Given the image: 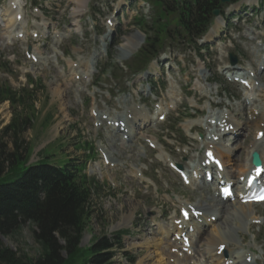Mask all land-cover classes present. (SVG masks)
I'll return each mask as SVG.
<instances>
[{
  "label": "rangeland",
  "instance_id": "1",
  "mask_svg": "<svg viewBox=\"0 0 264 264\" xmlns=\"http://www.w3.org/2000/svg\"><path fill=\"white\" fill-rule=\"evenodd\" d=\"M21 2L25 4L21 25L26 26L25 23L27 24L28 34L21 39H4L3 37L4 41L0 39V66H4L6 69H0V85H6L14 91H19L25 87L28 75L34 81V93L30 104L21 106L27 107V111L22 110L21 115L26 112L34 117L29 128L24 132L23 138L25 146L29 149L28 162L34 163L46 158L45 162L49 161L59 165L66 162L67 159H71L74 162L83 163L85 165L84 173L98 183L99 188L93 189L92 192L91 214L86 221L78 246L84 264H92L89 263L91 255H87L85 252L100 237H106L114 245L116 241L120 243V247L114 246L109 251L111 259L107 264H131L130 258L134 260L133 264H157L155 262L158 259L157 255H153V258L150 259L146 256L150 250L152 252L157 247L146 248L135 244L142 243L146 239H160L161 235L157 229H164L167 224L166 216L169 217L175 210L177 213L178 207L183 203H208L211 198H209L210 194H217L215 190L214 192L203 191L201 188L196 189V185H183L179 177L170 169L169 161L175 165L181 164L182 168H190L189 165L195 164L197 158L202 156V141L207 135H205L201 121L206 119L210 113H225L226 106L235 108L243 99L255 100L254 106L264 109L263 88L254 86L251 90H244L243 87L228 81L225 73L222 74L227 67L229 52L235 54L237 68L241 66L247 69L249 63L254 64L253 48L256 50L260 48L259 40L264 43V35H262L264 34V2L261 4L260 0H257L255 7L241 4L237 11L226 15V17H230L228 25L222 24L221 26L222 21L220 22L213 33V36L216 33L215 38L206 35L208 38L200 41L207 46V50L203 53L204 63L196 58L190 46L170 44L166 48L165 54L160 58L166 62L159 63L158 61L157 65L153 63L148 68L153 75H149L147 81L154 79L157 81L156 85L165 84L167 88V91L162 94L163 97L159 94L158 98L149 91L146 81L142 78L143 74L131 81H126L127 66L135 52L122 57L123 49L119 47L133 35H141L144 38L135 21L141 18L144 22L150 23L153 15L151 6L141 0H137V2L133 0H117L116 2L87 0L83 13L78 15L76 13L77 16H75L72 14L73 8L76 6L73 0H44V2L42 0H21ZM33 2L42 3L38 5V9H32ZM0 6L4 9L6 0H0ZM108 21H114L115 26L110 27ZM3 23L0 21V24ZM36 24H42L43 27H40L42 32H48L43 36H49L47 39L50 42H46L44 37L38 39L31 37L30 33L33 30L31 25L36 26ZM46 25H48V30ZM111 29H114L112 34L103 40ZM249 29L259 32V34L251 35L253 39H249L250 37L246 35L249 33ZM102 31L103 34H97ZM211 38L214 41L211 42ZM53 39L63 42L61 47V43L54 45V47H60L56 51L54 49L51 51ZM134 39L131 38L132 41ZM106 44H109L108 48H104ZM37 51H40L41 55L40 63L36 64L32 63L27 56ZM95 51L102 52L98 58L95 56L97 64L94 65V62L91 66L90 73L93 68L94 73L91 77L95 81V86H90L91 77L84 79L79 83L81 86L77 93L75 85L78 84L70 82L75 73L74 69L70 70L69 73H72L70 76L67 67L70 63L75 62L81 64L82 68L79 71H83L82 64L84 62L90 64ZM55 53L57 55L54 57ZM108 56H111L112 69L109 68V73L107 72L106 75L100 74L102 65L105 64ZM75 67L77 68V66ZM249 68L253 69L251 65ZM188 72H192V74L189 73L191 76L187 75ZM201 72L205 73L207 80L201 79ZM259 75L262 80L257 79L256 83H264V73ZM212 81L218 83L212 84ZM55 87L60 88H58V92L62 96V100L53 96L52 89ZM185 92L190 93L191 96L185 97ZM167 93L171 94L173 99H167ZM193 95L196 98H202L197 101ZM163 99L165 100L162 101ZM123 100H126L125 104H123ZM138 100L144 101V104L149 108L150 103L154 100L156 103L162 104L163 113L168 111L167 114L165 113V121L157 122L156 126L150 125L146 131L144 130L147 127L140 130L141 133L139 132L140 136L138 137L144 138L141 141L138 138L134 139L132 143H128L131 145L125 143L129 147H123L120 141L117 142L121 148L115 144L109 146L110 140L111 142L116 141L122 138V134L114 131L115 136L111 135L112 137H110V134H107V126L96 128L94 118L90 114L91 107L112 119L114 115L122 114L126 107L138 103ZM210 102L217 104L220 102V104L211 107ZM65 103L66 106L63 105ZM159 104L152 106L151 110L148 107L146 110L141 105L139 107L151 115ZM120 105H122L121 108H119ZM173 105L176 107L175 111L168 109ZM21 107L17 105L16 111H19ZM14 109L8 102L0 103V131L11 121ZM136 110L140 112V109L136 108ZM194 110L199 113L195 114ZM201 114L203 117L200 118ZM239 114L236 113L233 117L239 123H244L242 115L247 118L257 115L250 113L249 109H245ZM260 116L264 119V112ZM178 121L180 123L176 125L175 122ZM188 122L194 124L197 122V131L201 133V137L196 138L197 141L193 139L196 136L194 128L190 129L191 132L187 130L189 125L185 128V124ZM254 129L253 121H249L247 130L250 137H246L247 146L255 134ZM247 133L244 131V135ZM167 136L171 138H167ZM243 139H237L240 141L239 144ZM181 142H186L187 145L180 146L178 143L181 144ZM236 143L237 141L233 142L234 145ZM150 144L153 147H150ZM160 146L164 150H161ZM235 146L228 147L232 150L231 153L236 150L235 154H238L240 151L239 156L243 157V152L247 147H244L243 143L239 145L240 149H234ZM102 149L110 150L113 159H117L114 165H103L99 154V151H103ZM232 172V167L227 165L225 175L229 177ZM139 173L142 176H139ZM224 204L225 207L234 206L236 199ZM246 211L248 223L242 218L240 219L243 228L239 233L241 237L237 235V243L233 241L234 244L232 243L230 247L256 248V254H259L261 258L257 259L256 264H264V225L251 224L248 227L249 223L254 220H261L264 223V204L246 207ZM151 212L154 214L149 215ZM126 216L130 217L129 221H127L128 219L123 220ZM123 221L124 223H122ZM120 223L122 224L120 225ZM214 228L205 229L207 233H204V238ZM34 230L35 226L31 223H24L14 233L2 235L0 240L4 246L9 247L18 255L23 254L29 258H36L40 255L41 248L34 239ZM122 230H128V232L119 238L116 237L115 240L114 235ZM165 237L168 238V236L164 235L163 237L167 242ZM199 241L195 248L202 252L204 249L203 237ZM201 245L202 247H198ZM199 256L195 254L189 259L184 257L185 260L179 259L174 264L199 261V259L201 260Z\"/></svg>",
  "mask_w": 264,
  "mask_h": 264
},
{
  "label": "trees",
  "instance_id": "2",
  "mask_svg": "<svg viewBox=\"0 0 264 264\" xmlns=\"http://www.w3.org/2000/svg\"><path fill=\"white\" fill-rule=\"evenodd\" d=\"M146 1L152 4L153 15L150 25L142 19L136 21L145 40L133 57V70L156 56L164 41L195 44L206 30L213 9L220 6L219 0ZM32 91H14L0 85V103L8 101L15 108L11 121L0 131V238L31 223L41 253L36 258L18 255L0 240V264H84L78 246L97 184L82 173V163L71 159L59 165L44 159L28 164L29 149L23 138L34 117L26 112L21 115L22 110L27 111L21 106L30 104ZM17 105L21 107L19 111ZM120 234H115L114 239ZM114 246L120 247V243L116 241L114 245L106 237L97 239L85 252L91 255L89 263L107 264ZM129 262L134 260L130 258Z\"/></svg>",
  "mask_w": 264,
  "mask_h": 264
},
{
  "label": "bare ground",
  "instance_id": "3",
  "mask_svg": "<svg viewBox=\"0 0 264 264\" xmlns=\"http://www.w3.org/2000/svg\"><path fill=\"white\" fill-rule=\"evenodd\" d=\"M86 1L87 0H73V2L76 4V6L73 8L74 10H73L72 14L77 16L79 13H81L82 8L84 7ZM241 2H243L245 5H249L250 3H253L254 0H242ZM240 3L229 7L227 9V12L232 10L235 6L239 5ZM20 4L21 3H19V2L17 3V0H8V6L3 10V12L0 10V21L4 22L3 24H0V39H2V37L4 39H6V38L7 39L8 38L15 39L16 36L21 37L23 34H28V31H27L28 29L26 30V26L21 25V19L22 18L20 19L19 16H22V11H19L20 7H21ZM76 13H77V15H76ZM221 21H222L221 19L216 18L215 24L214 25L212 24L213 26L211 25L212 27L209 28L210 30H208V32H207L208 34H206V35H208L209 37L213 36V33L215 32L214 30L219 26ZM31 27L33 29L31 31V33L36 32L37 36L38 35L41 36L43 34L42 30L38 29V27H36L34 25H31ZM21 33H22V35H20ZM131 38H135L134 41H132ZM131 38L126 39V41L124 43H121V45L119 46L120 48L123 49L122 57L132 55V53H134L142 44L143 38L141 35H138V36L133 35ZM4 39H2V41H4ZM46 39H47V37H46ZM53 40H52V42L54 45L59 43V41H55V40L53 41ZM49 42H50V40H49ZM260 50L264 53V48H261ZM99 54H100L99 52H95L93 54L92 61L90 62V64H87V63L82 64L83 69L85 70L84 72L78 71V70H80L79 67H81V64L77 65V68L74 67L73 64L72 65L69 64L68 70H67L68 73L70 72L71 69H74L73 70V72H75L73 74L74 77L76 74L79 75L80 77H81V75L89 76L90 71H91V66L95 62V56L98 57ZM40 55H41L40 51L31 53V56H35V58H36L35 61L39 60ZM260 58H261V60H260ZM48 62H50V61H48ZM255 63L259 64L260 66L264 65V55L262 57H261V55H259L258 60ZM249 69L253 70L251 68H249ZM229 71L231 72V74L233 76H238L241 79H245V77H244L245 72L236 71L235 68H233V67L231 69H229ZM200 76L202 79L207 80L205 77V73L201 72ZM258 87H264V84H258ZM58 88L59 87L53 88L52 94H53V96H56L57 99L62 100V96L59 95ZM66 90H67V88H66ZM63 105L66 106L67 104L65 103ZM245 108H246V103H244V101H242L240 104L236 105V108L228 109L229 110L228 113H220V114L216 113V114L209 115L206 118L205 122L207 121L206 124L214 122V123H211L212 125L209 124L210 129H209L208 134L211 138V141L207 142L208 139H207V141L206 140L203 141L204 145H209L208 143H212V145L215 146L214 147V149L216 150L215 155L221 159L224 166H226L227 163L230 161V162H233L232 166L235 167L236 169L238 167H240L238 169L239 172L237 173V175H239V176H241L243 173H245L244 171L249 169V166H250L249 154L252 151H257L259 153L261 159L264 162V136H262L261 139H256V136L259 132L264 133V125H261L262 123H264V119L260 116L264 112V110L259 112L258 108H256L254 105L249 107L250 112L252 114L257 113V111H258L259 115L257 117L253 118V125L255 128L254 129L255 134L253 135L254 137L250 139L249 146H247L246 150L243 152V154H244L243 157H240L239 155H235L234 158H233V156L231 158V152H232L231 149H229V148H225L224 150L220 149V146H219L220 142L219 141L221 140V138L217 137V135H218L217 131H219L221 128L226 129L227 127H229L231 125L232 128L227 133L235 135V136H237L238 134L240 135L241 131L245 130L244 129L245 126H246L245 128L247 129L249 122H247V121H243L244 123L235 122V120L233 119L234 116L232 113L234 111H238V113H241V111ZM137 109H139V108H137ZM93 110L94 109H91V111H93ZM141 111H142L141 109L139 112L138 110H136V108H131V107H128L126 109V111L124 113V116H125L124 121L126 123V126L124 128L127 127V129L123 130L122 133H123V135H127V137H126L127 139L125 141L123 140L121 142V144H123V147L124 146L129 147L125 144L126 141L133 139L135 136H137L139 134V132L143 126H145L148 122L149 123L152 122V118L147 119V115L143 111L141 113ZM101 115L99 114V116H101ZM128 115H130V116L128 117ZM95 120H96L95 122L99 124L100 119L95 118ZM118 120H122V119L120 118ZM118 120L113 119V122L118 121ZM118 147H120V145H118ZM234 149H240V146L236 145ZM103 152L105 153L106 158L110 160L109 162H112V163L116 162L117 159H113L110 151L103 150ZM200 161H204L203 157ZM200 161L198 163L201 164ZM98 169H100V167H98ZM133 173H135V172L133 171ZM237 175H236V177H237ZM233 183L234 184L238 183L237 178L235 181H233ZM200 184L202 185V183H200ZM236 188L239 189L240 187L236 186ZM235 194H236V192L234 193L233 196L237 197V195H235ZM209 198H210V196H209ZM204 202H207V201H204ZM202 203H200V204L197 203L196 205H194V207L197 210L202 211V214L199 217H197V216L194 217L193 215H190V217L187 221H181V222L176 221L175 217H173V218L171 217L172 218L171 222H169V224L164 229H161V228L160 229L156 228V229L158 230L160 235L163 237H164V235L168 236L173 229H175V231L173 233H176V235L184 233V231H185L187 234V237H188V241H189L188 251L190 253H192V255L198 254V255H200L199 257L205 256L204 259H202L199 264H225L226 261H231V264H255L256 259H254V257L251 261L250 260L248 261L247 260L248 256H249L248 254L240 252L239 249H237V248H234V249L229 248L230 245H232L233 241H235V243H237L236 237H237V235H239V232L243 229L240 219L241 218L246 219V216H247L246 215V212H247L246 207L252 206V204H242L238 200L236 202V205L231 206V207H225L223 205L224 202L220 199L218 194L216 196L211 197L210 200H208V203H204V204H202ZM129 218H130L129 216H126V217H124L123 220L125 221L128 219L127 221H129ZM195 218H196V220H195ZM212 218H214L213 221H212ZM124 221L122 223H124ZM122 223H120V225ZM181 223H184V225H182ZM179 226H184V227L180 228ZM190 227H193L192 232L187 231V229ZM208 227H215V228L213 231L210 230V232L207 235H205L206 237L204 238V233H207L205 229H207ZM163 237L160 239H156V240L146 239V240H144V242L138 243L135 245H141V246H144L146 248H156L157 247L152 252L150 250L148 255H146L147 258L150 259V258H153V255H157L158 259L155 260V262L157 264H171L169 262V260L171 258H178L177 253H178V251L181 250L183 245H182L181 240L178 241L175 238H173L174 241H172V242L167 241L166 242ZM201 237H203V239H204V242H203L204 249L202 252H199L196 250L195 247H196L197 242L198 243L200 242L199 239ZM165 238H167V237H165ZM165 247H168V249H166ZM198 247H202V245L198 246ZM221 247H223V249H221ZM172 248H177V252L171 253ZM219 251H221V253H218ZM225 252L228 253L227 258H225L223 256L225 254ZM249 253H251L252 255L255 254L253 250L251 251V249H249ZM183 257L187 258L186 254H183ZM206 257L208 258V260L206 259Z\"/></svg>",
  "mask_w": 264,
  "mask_h": 264
},
{
  "label": "water",
  "instance_id": "4",
  "mask_svg": "<svg viewBox=\"0 0 264 264\" xmlns=\"http://www.w3.org/2000/svg\"><path fill=\"white\" fill-rule=\"evenodd\" d=\"M221 1L226 2V1H228V0H221ZM217 13H218L217 10H214V11H213V14H214V15H217ZM253 159L255 160V162H254L255 164L259 163V161H258V159H257V155H256L255 153H253Z\"/></svg>",
  "mask_w": 264,
  "mask_h": 264
},
{
  "label": "snow or ice",
  "instance_id": "5",
  "mask_svg": "<svg viewBox=\"0 0 264 264\" xmlns=\"http://www.w3.org/2000/svg\"><path fill=\"white\" fill-rule=\"evenodd\" d=\"M261 135L264 136V133H262ZM209 155H211V153H209ZM184 215H185V217H187V215H188L187 211L184 212Z\"/></svg>",
  "mask_w": 264,
  "mask_h": 264
}]
</instances>
